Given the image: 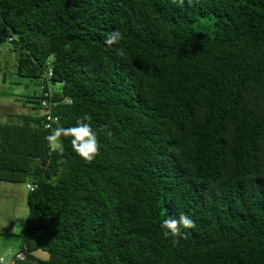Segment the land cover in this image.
Here are the masks:
<instances>
[{
	"label": "trees",
	"instance_id": "16d2710c",
	"mask_svg": "<svg viewBox=\"0 0 264 264\" xmlns=\"http://www.w3.org/2000/svg\"><path fill=\"white\" fill-rule=\"evenodd\" d=\"M5 42L19 74L53 68L56 127L88 114L101 144L87 163L42 113L0 124V180L36 185L14 264H264V0H0Z\"/></svg>",
	"mask_w": 264,
	"mask_h": 264
},
{
	"label": "rangeland",
	"instance_id": "374dc122",
	"mask_svg": "<svg viewBox=\"0 0 264 264\" xmlns=\"http://www.w3.org/2000/svg\"><path fill=\"white\" fill-rule=\"evenodd\" d=\"M18 52L12 44H0V124L21 121L23 114L43 113L34 109L42 79L29 78L18 73ZM61 83L54 84L60 88ZM30 180L7 181L0 180V264H12L10 252L16 253L21 249V235L29 213L27 184ZM32 184V183H31ZM37 257L47 260L46 251L36 252ZM1 258L5 261L2 262Z\"/></svg>",
	"mask_w": 264,
	"mask_h": 264
},
{
	"label": "clouds",
	"instance_id": "9594fccd",
	"mask_svg": "<svg viewBox=\"0 0 264 264\" xmlns=\"http://www.w3.org/2000/svg\"><path fill=\"white\" fill-rule=\"evenodd\" d=\"M172 2L183 5L185 0H172ZM189 3L192 0H188ZM123 39L119 30H114L106 37L105 43L109 46L118 44ZM118 56L123 57L125 52L123 49L116 50ZM92 117L85 114L79 119L74 127H56L51 134L45 137L48 142L50 153L64 154V145L62 137H71V145L75 153L82 157L87 163H92L97 156L101 154V144L98 140L97 133L91 127ZM161 227L164 229L165 238L173 237L174 244L179 243L180 238H187L186 233L182 229H195L196 223L192 218L184 213L177 216H170L164 219Z\"/></svg>",
	"mask_w": 264,
	"mask_h": 264
},
{
	"label": "built area",
	"instance_id": "2783aa9c",
	"mask_svg": "<svg viewBox=\"0 0 264 264\" xmlns=\"http://www.w3.org/2000/svg\"><path fill=\"white\" fill-rule=\"evenodd\" d=\"M12 40V38H10ZM52 77H53V68L49 67L45 73V77H44V81L41 83L40 85V94L42 96L41 98V107L43 110V126L45 129L47 130H54L57 123L59 122V117L54 114L51 110V102L52 98L54 97V91H55V87L54 84H56L55 82L52 81ZM66 102L71 103L72 99L71 98H65ZM27 188L29 190H34L36 188L35 184H31L28 183L27 184ZM10 256L12 259V264H14L16 261L18 260H25L26 258V254L23 250H19L16 253L14 252H10ZM1 261L4 262L5 259L1 258Z\"/></svg>",
	"mask_w": 264,
	"mask_h": 264
}]
</instances>
